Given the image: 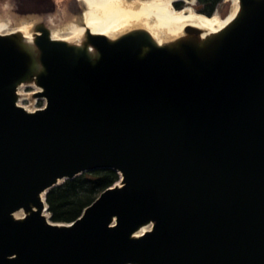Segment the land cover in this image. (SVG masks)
Returning a JSON list of instances; mask_svg holds the SVG:
<instances>
[{"label":"water","instance_id":"1","mask_svg":"<svg viewBox=\"0 0 264 264\" xmlns=\"http://www.w3.org/2000/svg\"><path fill=\"white\" fill-rule=\"evenodd\" d=\"M237 2L172 47L85 32L78 49L39 24L33 78L0 35V264H264V0ZM31 79L44 105L26 112ZM94 170L119 180L71 223L42 216L49 189Z\"/></svg>","mask_w":264,"mask_h":264},{"label":"bare ground","instance_id":"2","mask_svg":"<svg viewBox=\"0 0 264 264\" xmlns=\"http://www.w3.org/2000/svg\"><path fill=\"white\" fill-rule=\"evenodd\" d=\"M176 1L181 2L182 5H194L193 0H74L76 5L72 10L55 9V13L49 12L44 15H20L14 11L11 1H0V35L16 36L21 48L32 55L34 64L31 78H33L41 70L32 44L36 34L34 29L39 24L48 31L51 40L61 41L78 49L84 48L85 32L103 36L113 42L125 35L140 31L146 33L156 46L172 47L177 42L201 43L207 40L230 24L238 11L237 0H231L233 12L225 21H219L212 16L208 18L194 14L188 8L182 11L174 10L172 4ZM185 27L198 30L200 35L197 38L185 35L183 33ZM87 53L90 58L95 59L96 53L92 49L87 48ZM26 87H31L34 91L30 94H20L21 89ZM39 92L33 79L20 84L16 89V105L26 112H31V108L18 105V101L28 100L30 96L33 97ZM41 214L46 220L48 219L45 211ZM22 216L21 212L14 214L15 219H20ZM148 230V226L142 227L134 237Z\"/></svg>","mask_w":264,"mask_h":264},{"label":"trees","instance_id":"3","mask_svg":"<svg viewBox=\"0 0 264 264\" xmlns=\"http://www.w3.org/2000/svg\"><path fill=\"white\" fill-rule=\"evenodd\" d=\"M219 1L221 0H196V3L202 13L210 14ZM117 181L118 175L114 171L94 170L82 173L71 180H64L58 186L49 189L44 196V202L51 222L68 224L75 221L83 209Z\"/></svg>","mask_w":264,"mask_h":264},{"label":"rangeland","instance_id":"4","mask_svg":"<svg viewBox=\"0 0 264 264\" xmlns=\"http://www.w3.org/2000/svg\"><path fill=\"white\" fill-rule=\"evenodd\" d=\"M1 2L11 1L14 7L16 14H37L44 15L45 13H55V9L63 11L66 8L72 10L76 3L74 0H0ZM56 5H55V3ZM188 8L194 12V8H200V6L195 2V5L183 4V8L177 11H182L183 9ZM212 17L219 21H225L227 17L233 12V3L231 0H221L219 1L213 9ZM210 17V18H212ZM34 91L31 87L22 88L20 94H30ZM18 105L22 107H28L32 110L39 109L43 107L44 102L40 98H33L30 96L28 100L18 101ZM62 183V181H60ZM59 183V184H60Z\"/></svg>","mask_w":264,"mask_h":264},{"label":"flooded vegetation","instance_id":"5","mask_svg":"<svg viewBox=\"0 0 264 264\" xmlns=\"http://www.w3.org/2000/svg\"><path fill=\"white\" fill-rule=\"evenodd\" d=\"M196 10H200L199 8H195Z\"/></svg>","mask_w":264,"mask_h":264}]
</instances>
